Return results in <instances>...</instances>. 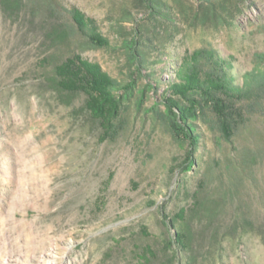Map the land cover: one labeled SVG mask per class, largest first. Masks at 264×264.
<instances>
[{
  "label": "rangeland",
  "instance_id": "374dc122",
  "mask_svg": "<svg viewBox=\"0 0 264 264\" xmlns=\"http://www.w3.org/2000/svg\"><path fill=\"white\" fill-rule=\"evenodd\" d=\"M49 1L54 17L38 0L0 4V264H264V0ZM72 11L107 45L50 39ZM199 53L251 89L237 102L249 115L230 142L199 121L184 174L162 96L177 69H208ZM73 55L134 89L110 125L90 117L84 95L48 84L51 59ZM182 229L183 248L172 243Z\"/></svg>",
  "mask_w": 264,
  "mask_h": 264
},
{
  "label": "trees",
  "instance_id": "16d2710c",
  "mask_svg": "<svg viewBox=\"0 0 264 264\" xmlns=\"http://www.w3.org/2000/svg\"><path fill=\"white\" fill-rule=\"evenodd\" d=\"M33 2V8L44 10L50 16L57 15V5L53 1L38 0ZM20 0H0L1 6L7 11H13ZM71 24L56 26L50 30V39L64 42L69 33H86V41L94 48H102L107 41L99 36L94 28L88 30L90 22L83 19L77 11L67 13ZM131 50L130 56L134 62H142L139 54L135 52V42L125 44ZM196 60L202 58L209 63L206 71L201 66L181 67L175 71L174 81L163 91L162 103L164 111L162 117L173 138L181 143L186 150V158L182 163L184 174L191 172L196 166L195 153L200 144L198 122L212 118V124L217 128L221 138L230 142L244 126L249 113L237 106L251 89L239 87L235 83L231 72V65L224 59L213 54H196ZM206 57V58H203ZM53 76L48 84L57 92L69 96L82 94L85 96V109L90 117L102 125H110L123 105L122 100H129L133 95L132 87H122L115 80L106 75L95 64L73 55L64 59H51ZM154 85L147 87L157 89ZM124 91L123 95H118ZM143 93V91H141ZM157 104L155 105V108ZM183 213L175 217V222L183 219ZM174 228L173 219L167 223ZM248 224V223H247ZM191 234L184 229L174 231L172 243L179 247L189 245Z\"/></svg>",
  "mask_w": 264,
  "mask_h": 264
}]
</instances>
